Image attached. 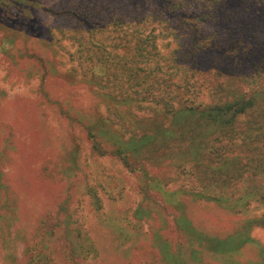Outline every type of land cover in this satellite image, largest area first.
Returning a JSON list of instances; mask_svg holds the SVG:
<instances>
[{
    "label": "rangeland",
    "instance_id": "374dc122",
    "mask_svg": "<svg viewBox=\"0 0 264 264\" xmlns=\"http://www.w3.org/2000/svg\"><path fill=\"white\" fill-rule=\"evenodd\" d=\"M241 2L0 0V264H38L42 234L37 251L53 264L264 262V228H248L264 205L238 206L264 181L237 183L232 199L192 174L196 154L215 152L240 157L227 168L252 179L244 150L263 112L193 147L177 119L264 99V72L246 59L257 44L247 27L262 32L264 15ZM156 133L176 139L160 165Z\"/></svg>",
    "mask_w": 264,
    "mask_h": 264
},
{
    "label": "trees",
    "instance_id": "16d2710c",
    "mask_svg": "<svg viewBox=\"0 0 264 264\" xmlns=\"http://www.w3.org/2000/svg\"><path fill=\"white\" fill-rule=\"evenodd\" d=\"M241 4L245 5H251L257 7L261 13L258 12V15L261 17L264 15V0H242ZM260 17V18H261ZM262 32L257 31L255 28H253V25L250 24L249 27H247V32H250L251 38L256 39L257 44H255V49L252 54L247 55L246 59H257L258 63L255 65L256 70H261V72H264V26L261 28ZM219 48L220 51H223L224 53L230 52V47L228 46V42L219 43L218 45H215ZM248 52V49H247ZM263 112L261 114L264 115V99L262 95H252V96H243L240 100L233 102V103H227L223 107H214L210 108L208 110H198L197 108H186L184 111H180L178 114L179 118H183L182 125L180 126L181 135L184 136V138L188 139L191 142V147L193 145H196L201 142L203 137H207L208 133L212 130L214 132H217L219 130L233 128L236 123L237 119L240 117H250L254 115L256 112ZM253 121V127L250 128L251 134H248L245 147V153L248 154L250 157V162H248L244 167L251 171L252 179H249L246 177V171L241 170L239 173H235L233 171H230L229 168L232 165L236 164L240 157H236L235 160H233L230 164L226 162L225 153H222V155L215 156L217 153L215 152H203L196 154V162L197 165L195 167V171H193L192 174L195 175L196 178L199 177V179H202V182H205L206 184H211L214 186L213 189L218 188L219 186H223L225 193H226V187L232 188L226 195L228 198H235V193L230 194V192L235 191L238 189V185L241 184L242 181L245 180V182H259L264 181V133L259 134V132L262 129V126L260 124H254L255 122V116H252ZM89 135L91 139L96 143L97 141V134L93 132V130H90ZM156 137L153 139V142L151 143V147H153V150L156 149H165L168 150L165 152L163 150V156L161 157H155L153 156V152L150 151L151 158L154 160V164L160 165L162 164L163 157L169 158V151L176 146V139H171L164 141L159 139L160 136L159 133L155 134ZM170 141L173 142L172 145L170 144ZM135 143V141H134ZM117 150L115 151V155L120 157L126 165L129 164V160L132 159L130 155V151L128 150V147L126 145L119 144L117 145ZM94 147L96 150H99L100 145L96 143L94 144ZM190 153V152H189ZM189 153H186L187 156ZM144 153L141 151L137 154L139 156L138 162L144 160ZM180 155V154H178ZM175 155V156H178ZM136 160V159H134ZM156 160V161H155ZM210 160H213L211 165ZM137 161V160H136ZM188 161L185 160V163ZM226 162V166L223 165ZM241 162V161H240ZM220 166H219V165ZM154 178V177H151ZM221 184V185H220ZM226 186V187H225ZM239 185V187H241ZM257 198V199H256ZM258 200L260 204L264 205V190L259 188H254L251 191L247 193L243 197V199L240 200V204L238 205L239 208L242 209H248L251 204L252 200ZM253 226L256 227H262L264 228V220H258L255 219V221H252L248 224V228H252ZM248 228L246 232H243L240 235V238L243 242L244 237L248 234ZM50 236V235H48ZM42 239L36 240L31 247V252H35L32 262L38 263V264H53V259L51 256H48L47 259L41 256V252H38L39 246L43 244L44 238L46 235H40ZM262 256L264 257V250L262 251ZM264 264V262L262 263Z\"/></svg>",
    "mask_w": 264,
    "mask_h": 264
}]
</instances>
